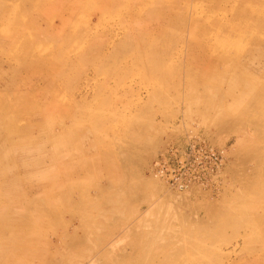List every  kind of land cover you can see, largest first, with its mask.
<instances>
[{
  "label": "rangeland",
  "instance_id": "1",
  "mask_svg": "<svg viewBox=\"0 0 264 264\" xmlns=\"http://www.w3.org/2000/svg\"><path fill=\"white\" fill-rule=\"evenodd\" d=\"M263 81L264 0H0V264H264Z\"/></svg>",
  "mask_w": 264,
  "mask_h": 264
},
{
  "label": "built area",
  "instance_id": "2",
  "mask_svg": "<svg viewBox=\"0 0 264 264\" xmlns=\"http://www.w3.org/2000/svg\"><path fill=\"white\" fill-rule=\"evenodd\" d=\"M223 157L215 153L203 139L190 137L179 146H171L153 162L152 171L168 189L186 191L207 187L218 180Z\"/></svg>",
  "mask_w": 264,
  "mask_h": 264
},
{
  "label": "bare ground",
  "instance_id": "3",
  "mask_svg": "<svg viewBox=\"0 0 264 264\" xmlns=\"http://www.w3.org/2000/svg\"><path fill=\"white\" fill-rule=\"evenodd\" d=\"M35 75V74H34ZM264 82V81H263ZM54 107H55V105H53ZM52 109V108H51ZM54 109V108H53ZM45 110H47V111H49L50 112V108H48V109H45ZM11 115V114H10ZM36 116V115H35ZM46 117V116H45ZM5 118V117H4ZM57 122H59V121H57ZM51 130V129H50ZM53 131V130H52ZM10 132V131H9ZM46 134V133H45ZM51 135V134H50ZM15 141V140H14ZM17 141H18V139H17ZM23 141V140H22ZM47 141V140H46ZM24 142V141H23ZM20 144V143H19ZM21 144H22V142H21ZM18 146V145H17ZM39 146V145H38ZM68 152V151H67ZM21 157V156H20ZM2 164V163H1ZM32 231V230H31ZM125 232V231H124ZM198 242V241H197ZM80 243V242H79ZM107 245V244H106ZM191 245V244H190ZM198 246V245H197ZM196 246V247H197ZM191 247H193V244H192V246ZM190 247V248H191ZM198 247H200V246H198ZM197 247V248H198ZM209 247V246H208ZM30 248V247H29ZM189 248V249H190ZM193 249V248H192ZM192 249H190V250H192ZM202 249V248H201ZM200 248H199V250H201ZM204 249V248H203ZM198 250V249H197ZM14 251V250H13ZM142 251V250H141ZM162 251H164V250H162ZM174 251V250H173ZM186 251V250H185ZM146 253V252H145ZM155 253V252H154ZM165 253H167V254H169L168 252H165ZM173 253V252H172ZM189 253V252H188ZM176 254H177V252H176ZM148 255V254H147ZM189 255H191V254H189ZM188 255V256H189ZM140 255H138V257H139ZM219 256V255H218ZM20 257V256H19ZM22 257V256H21ZM117 257H118V255H117ZM142 257V256H141ZM168 257V256H167ZM183 257V256H182ZM186 257V256H185ZM258 257V256H257ZM256 257V258H257ZM9 258V257H8ZM169 258V257H168ZM264 258V257H263ZM22 259V258H21ZM155 259V258H154ZM183 259V258H182ZM187 259V258H186ZM262 259V258H261ZM8 260V259H7ZM39 260V259H38ZM256 260H258V259H256ZM255 259H250V260H248V262H250V263H253L254 261H256ZM263 260V259H262ZM16 261V260H15ZM95 261V260H94ZM160 261V260H159ZM183 262H185V261H183ZM186 262H188V261H186ZM4 263V262H3ZM95 263V262H94ZM236 263V262H235ZM245 263H247V261L246 262H244V259L242 260V261H240V262H238V264H245ZM92 264V263H91ZM187 264V263H186ZM227 264H230V262H228ZM263 264V263H262Z\"/></svg>",
  "mask_w": 264,
  "mask_h": 264
}]
</instances>
